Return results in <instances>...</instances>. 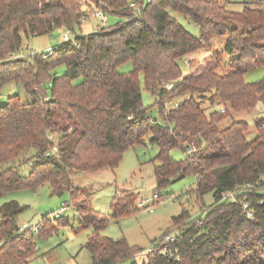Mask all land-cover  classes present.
Segmentation results:
<instances>
[{
	"label": "trees",
	"instance_id": "16d2710c",
	"mask_svg": "<svg viewBox=\"0 0 264 264\" xmlns=\"http://www.w3.org/2000/svg\"><path fill=\"white\" fill-rule=\"evenodd\" d=\"M78 1L0 0V89L9 82L16 86L0 105V194L44 183L52 194L68 191L67 205H74L79 217L77 229L92 227L82 245L92 264L126 259L132 264H264V117L254 121L256 136L249 141L248 123L235 120L219 128L226 109L207 113L201 103L206 93H213L218 100L211 98L212 103L233 110L264 104V78L251 83L243 79L245 71L264 64V0H245L241 11L226 9L220 0H96L103 14L121 19L59 41L50 51L19 55L23 37L79 27ZM168 9L194 21L200 38ZM222 33L227 35L226 71L220 69L222 51L206 50L209 36ZM202 49L204 54L193 59ZM127 61L131 69L119 71ZM58 63L65 65L61 75L52 73ZM140 74L142 87L154 96L150 106L158 108L162 126L149 122ZM170 82L173 87L166 89ZM21 93L29 98L24 100ZM177 96L183 98L165 112V102ZM147 135L159 149L156 186L192 173L193 192L199 198L211 192L213 202L196 217L186 209L172 216L173 228L167 233L175 240L165 252L155 245L137 262L140 248L101 234L107 217L92 208L90 193L73 185L69 176L114 170L125 149ZM53 144L57 152L45 155ZM173 148L190 152L173 160ZM242 185L251 187L242 190ZM226 192L234 194L225 197ZM135 202L132 191L118 190L111 216L136 212L140 207ZM24 207L16 200L0 205V264H29L37 251L33 234L58 226L48 229V219L42 218L37 231L19 232L16 217Z\"/></svg>",
	"mask_w": 264,
	"mask_h": 264
},
{
	"label": "rangeland",
	"instance_id": "374dc122",
	"mask_svg": "<svg viewBox=\"0 0 264 264\" xmlns=\"http://www.w3.org/2000/svg\"><path fill=\"white\" fill-rule=\"evenodd\" d=\"M244 1L220 0L226 9L233 11H241L244 6ZM98 4L100 5L96 0H79L76 4V8L82 13L81 20L78 24L79 27H76L74 31L59 28L53 30L50 34L29 38L23 37L22 51H20L19 55H29L34 52L46 51L47 48L68 37L73 38L74 35L80 32L86 33L101 29L105 25L121 19L111 13L104 14L103 18L94 16L92 13L95 9L102 11L98 7ZM168 11L170 16L181 24L192 36L200 38V28L194 21L180 12L172 9H168ZM236 27L240 30L243 28V26L238 24ZM226 38V33L212 34L208 39L210 45L206 47L208 51H222L221 71L228 69L229 55L223 50ZM203 54L204 49L192 57L193 59H198ZM186 60V57L180 59L182 71L187 66ZM129 69H131L130 61L118 67L119 71H127ZM64 71V63H58L55 65L52 73L61 75ZM139 78L141 81L142 103L145 106H150L154 101V96L142 87L143 77L141 74ZM262 78H264V64L251 67L243 73V79L248 83L259 81ZM15 90L16 86L13 82L3 85L0 89V105ZM21 96L24 100L29 98L24 93H21ZM195 97L200 99V96L195 95ZM182 98L181 96H177L173 99H168L165 102L164 111L166 112L167 109L175 106ZM211 98L218 100V97L213 93H206L202 98L201 103L202 106L207 108V113L218 111L223 107L226 109L225 113L222 114L223 117L217 122L219 128H224L235 120L244 121L248 123V129L245 133L246 139L250 141L255 138L256 130L254 121L260 117H264V104L259 102L251 110H233L228 105L216 101V103H212ZM147 116L151 124L163 125V120L157 107L150 106L147 110ZM158 150V146L152 143L147 135L143 137L142 142L125 149L121 160L114 170L111 171L107 168H102L96 171H78L71 173L69 176L73 185L81 187L90 193L89 203L92 208L107 217L108 223L101 230V234L114 239L124 238L131 246L140 248V253L135 257L137 262H140L146 254L147 248L154 239L159 238L173 228L171 226L172 216L186 209L191 217H196L205 211V209H208L213 202L211 192L203 194L201 198L197 197L193 192L195 176L192 173L172 180L162 187H157L154 176V165L158 163L156 158ZM185 155L186 152L180 148H173L170 151V157L173 160H180ZM28 165V162H26L23 166V174L27 173ZM249 187L251 186L242 185L241 189L246 190ZM252 187L259 189L258 185H253ZM121 189L132 191L136 196V205L140 201L148 205L140 207L136 212L114 219L111 216V203L115 193ZM224 196L226 197L227 193ZM9 200H16L19 204L25 205L21 213L16 217V222L19 226L26 223L34 231L36 223L41 222L43 224V219H48L46 223L48 229L58 225L56 229H53L47 234H33L37 251L31 257L29 264H92L89 251L82 246L92 232V227L87 226L77 229L79 217L74 205L67 206V209L59 216L61 218L56 217L58 219H51L54 210L68 204V191H63L60 194H52L48 184L44 183L35 187L25 186L0 194V205ZM243 204L246 205V202ZM245 205L243 207H246ZM149 208L152 209L149 210ZM44 214L45 218L42 217ZM40 219L42 221H39ZM115 264L132 263L131 259H126Z\"/></svg>",
	"mask_w": 264,
	"mask_h": 264
},
{
	"label": "built area",
	"instance_id": "2783aa9c",
	"mask_svg": "<svg viewBox=\"0 0 264 264\" xmlns=\"http://www.w3.org/2000/svg\"><path fill=\"white\" fill-rule=\"evenodd\" d=\"M149 0H145V3H147ZM94 16L99 17V18H103L104 14L102 13V11L100 9H95L92 13ZM46 51H50V48H47ZM20 53V52H19ZM181 77H179L178 80H180ZM174 83L170 82L165 84V88L166 89H171L173 87ZM221 111H223L224 109L221 108ZM57 152V147L55 144H53L51 146V148H49L46 152L45 155H52L55 154ZM190 152V148L187 149L186 153ZM227 196H232V192H226ZM156 195V194H155ZM157 196V195H156ZM139 207H144L147 206L148 204H143L141 201L137 204ZM67 204L60 206L58 209L54 210L52 212L53 217H59L60 215H62V213L67 209ZM152 208H149V210H151ZM40 221V220H39ZM201 220H196V223L199 224ZM42 226L41 222H37L36 225L34 226V231H37L40 227ZM24 230H32L31 226L24 223L21 226H19V232H23ZM175 240V236L172 233H165L162 237H160V239L154 241L153 243H151V245L147 248V250H151V248H153L155 245L158 244L160 251L161 252H165L168 245L173 242Z\"/></svg>",
	"mask_w": 264,
	"mask_h": 264
}]
</instances>
